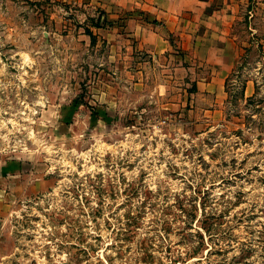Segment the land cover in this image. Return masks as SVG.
Wrapping results in <instances>:
<instances>
[{"label": "rangeland", "instance_id": "374dc122", "mask_svg": "<svg viewBox=\"0 0 264 264\" xmlns=\"http://www.w3.org/2000/svg\"><path fill=\"white\" fill-rule=\"evenodd\" d=\"M197 24L0 0V264H264V0Z\"/></svg>", "mask_w": 264, "mask_h": 264}, {"label": "crops", "instance_id": "0c3cea01", "mask_svg": "<svg viewBox=\"0 0 264 264\" xmlns=\"http://www.w3.org/2000/svg\"><path fill=\"white\" fill-rule=\"evenodd\" d=\"M78 1V0H75ZM86 3H97L98 5L112 10L117 7L132 9L142 8L152 17H159L160 20L166 23H171L172 29L180 30L182 26L193 25L199 26L197 20L205 11L207 0H79ZM205 23L203 20L201 21ZM209 35H217L208 28ZM193 35H201L196 31ZM159 35H165L162 31ZM220 35H225L224 31Z\"/></svg>", "mask_w": 264, "mask_h": 264}, {"label": "trees", "instance_id": "16d2710c", "mask_svg": "<svg viewBox=\"0 0 264 264\" xmlns=\"http://www.w3.org/2000/svg\"><path fill=\"white\" fill-rule=\"evenodd\" d=\"M101 25H99V27H100ZM102 26H104V25H102ZM245 87H243V89H244ZM242 93V96L244 95V90H243V92H241ZM250 101H252V100H254V102H255V108H256V110H258V111H262V109L264 108V94L263 95H261V96H259V94H257V92L255 93V95H253V96H251V97H249L248 98ZM259 106V107H258Z\"/></svg>", "mask_w": 264, "mask_h": 264}]
</instances>
